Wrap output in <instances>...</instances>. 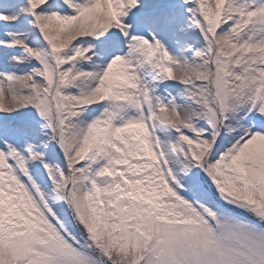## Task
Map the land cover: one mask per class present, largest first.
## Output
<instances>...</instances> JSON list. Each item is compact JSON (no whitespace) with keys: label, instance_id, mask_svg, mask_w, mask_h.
I'll return each instance as SVG.
<instances>
[{"label":"snow or ice","instance_id":"6c2138e0","mask_svg":"<svg viewBox=\"0 0 264 264\" xmlns=\"http://www.w3.org/2000/svg\"><path fill=\"white\" fill-rule=\"evenodd\" d=\"M0 264H264V0H0Z\"/></svg>","mask_w":264,"mask_h":264}]
</instances>
